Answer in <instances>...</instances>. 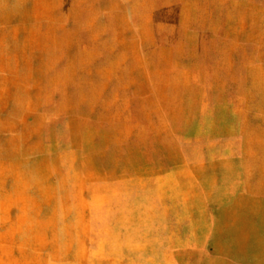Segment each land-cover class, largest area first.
<instances>
[{"label": "rangeland", "instance_id": "1", "mask_svg": "<svg viewBox=\"0 0 264 264\" xmlns=\"http://www.w3.org/2000/svg\"><path fill=\"white\" fill-rule=\"evenodd\" d=\"M0 264H264V0H0Z\"/></svg>", "mask_w": 264, "mask_h": 264}]
</instances>
